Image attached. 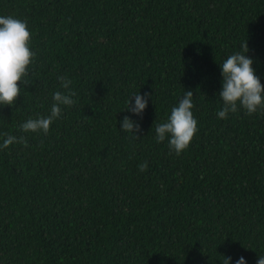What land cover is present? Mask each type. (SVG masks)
Masks as SVG:
<instances>
[{
	"label": "trees",
	"instance_id": "trees-1",
	"mask_svg": "<svg viewBox=\"0 0 264 264\" xmlns=\"http://www.w3.org/2000/svg\"><path fill=\"white\" fill-rule=\"evenodd\" d=\"M0 15L27 21L35 53L0 105V144L27 141L0 148V264H257L264 109L217 112L219 63L246 40L264 85V0H0ZM60 76L76 103L47 134L21 131L67 93ZM187 90L198 131L177 155L155 127ZM138 92L142 117L126 109Z\"/></svg>",
	"mask_w": 264,
	"mask_h": 264
},
{
	"label": "clouds",
	"instance_id": "clouds-1",
	"mask_svg": "<svg viewBox=\"0 0 264 264\" xmlns=\"http://www.w3.org/2000/svg\"><path fill=\"white\" fill-rule=\"evenodd\" d=\"M31 32L28 30L27 21L14 18L11 15H0V105H14L20 96L21 83L27 84L25 79L29 75V66L33 63L35 53L30 48ZM241 51L229 55L222 63V88L218 93L222 101V108L217 112L220 119H227L229 113H236L242 108L248 115L264 109V85L260 77L256 75L253 68V59L247 55L249 46L247 40L242 43ZM61 87L67 89V93L57 91L53 94V104L48 115L28 118L19 128L21 131L47 134L50 126L62 115L61 106H73L77 95L70 88L71 80L64 76L58 77ZM152 93L143 95L134 93L127 101L126 109L131 113L142 117L148 104V98ZM134 97V105L131 103ZM193 92L187 90L178 105L173 106L165 122L155 127L156 141L163 142L168 139V146L177 155L186 150L196 132L198 122L193 115ZM123 131L132 133L133 137L139 139L137 133L141 132V126L129 116H124L120 123ZM6 137L0 148H7L14 143L27 141L23 136L4 134ZM147 162L138 165L141 172L147 170ZM231 257H224L223 264H229ZM236 264H246L245 258L241 256ZM257 264H264V256H259Z\"/></svg>",
	"mask_w": 264,
	"mask_h": 264
}]
</instances>
